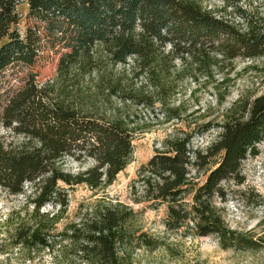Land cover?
<instances>
[{"label":"trees","instance_id":"trees-1","mask_svg":"<svg viewBox=\"0 0 264 264\" xmlns=\"http://www.w3.org/2000/svg\"><path fill=\"white\" fill-rule=\"evenodd\" d=\"M23 3L34 22L24 35L18 28ZM98 44L114 64L135 57L162 83L160 73L166 66L159 48L171 44L203 55L213 50L227 59L256 57L264 53V32L254 27L243 31L189 0H0V72L14 64L32 66L47 47L65 50L59 59L61 72L72 65L85 70L96 63ZM117 90L126 93L124 101L136 98L130 90ZM70 92L40 84L31 74L3 109V126L28 141L16 149L0 143V185L10 194H23L31 185L25 213L17 212L15 222L8 220L9 236L16 246L47 249L55 261L67 264H132L135 245L154 249L160 242L141 232L129 205L104 196L82 201L74 218L59 229L68 218L64 185H85L98 192L113 184L131 161L136 133L129 114L119 108L111 114L100 112L95 102L86 107L74 100L78 96L70 98ZM165 116L170 121L178 114L168 109ZM220 128L219 139L194 157L191 132L169 134L139 168L136 182L142 190H135V201L166 205L167 228L185 236L216 235L223 248L254 247L256 241L227 225L214 199L223 197L224 181H241L243 161L257 154L256 144L264 137V94L252 102L238 100ZM68 156L91 160L92 165L69 172L64 168ZM214 156L219 160L201 172ZM48 204L57 210L43 211Z\"/></svg>","mask_w":264,"mask_h":264},{"label":"rangeland","instance_id":"rangeland-1","mask_svg":"<svg viewBox=\"0 0 264 264\" xmlns=\"http://www.w3.org/2000/svg\"><path fill=\"white\" fill-rule=\"evenodd\" d=\"M189 1L243 31L254 27L264 32V0ZM18 11L21 15L18 28L24 35L27 26L34 22L27 17L26 3L21 4ZM159 49L161 63L166 66L160 73L162 88L153 69L143 70L135 57L126 63L114 64L103 44L94 48L96 63L85 70L72 65L67 73L61 72L59 59L65 50L48 47L32 66H9L0 72V143L16 149L28 141L24 135L3 126L1 115L10 96L25 85L31 74L36 75L40 84L71 91L70 98L78 96L74 100L86 107L95 102L96 109L107 114L119 108L130 115L132 125L136 127L131 161L113 184L102 191L96 192L85 185L71 188L64 185L69 195L68 218L59 224V229L66 220L74 218L82 201H94L104 196L112 202L131 206L137 213L136 226L160 242L154 249L135 245L130 250L132 264H264V137L256 144L257 154L249 155L243 161L241 181H224L223 197L214 199L227 225L256 241L254 247L242 244L223 248L216 235L185 236L181 231L170 230L166 226V205L136 202L134 193L142 190L136 182L139 168L162 148L169 134L181 130L191 132L192 156L204 154L219 139L220 125L232 106L240 99L252 102L264 94V53L256 57L227 59L213 50L208 51L209 55H203L196 49L187 52V47L174 48L171 44ZM118 86L132 91L136 98L124 101L126 93L117 90ZM168 109L175 110L178 117L168 121L165 116ZM218 160L219 156L209 158L201 172L213 167ZM91 165V160L76 161L70 156L64 161V168L72 173ZM196 170L197 167L193 173ZM30 192L31 185L23 194H10L0 185V264H67L62 260L55 261L47 249H24L14 245L10 238L8 220H14L17 212L25 213ZM57 208L48 204L42 210L52 212Z\"/></svg>","mask_w":264,"mask_h":264}]
</instances>
